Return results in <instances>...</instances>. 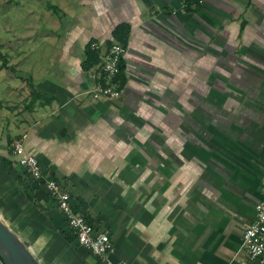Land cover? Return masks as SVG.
Returning <instances> with one entry per match:
<instances>
[{"label":"crops","instance_id":"0c3cea01","mask_svg":"<svg viewBox=\"0 0 264 264\" xmlns=\"http://www.w3.org/2000/svg\"><path fill=\"white\" fill-rule=\"evenodd\" d=\"M42 15L52 32L5 60L0 218L40 264H253L243 237L264 198V0H55ZM115 43L127 50L122 96L96 100ZM208 56L218 77L209 101ZM24 135L45 177L110 236L107 261L77 243L17 164Z\"/></svg>","mask_w":264,"mask_h":264},{"label":"built area","instance_id":"2783aa9c","mask_svg":"<svg viewBox=\"0 0 264 264\" xmlns=\"http://www.w3.org/2000/svg\"><path fill=\"white\" fill-rule=\"evenodd\" d=\"M97 48V46H94ZM127 50L121 43H115L102 57V71L105 77L104 83H99L91 95L96 100H114L122 96L117 76L120 72V63ZM26 136L13 143V155L17 158V164L25 170L33 183L38 187H45L50 198L65 216L67 226L75 235L79 245L94 256L107 261L113 251L110 236L98 233L91 221L84 215L76 213L72 205V196L68 188L53 179H47L43 167L35 155L26 151ZM243 247L247 252L250 263L261 264L264 259V198L256 205L254 222L245 230ZM109 264H126L125 262Z\"/></svg>","mask_w":264,"mask_h":264},{"label":"rangeland","instance_id":"374dc122","mask_svg":"<svg viewBox=\"0 0 264 264\" xmlns=\"http://www.w3.org/2000/svg\"><path fill=\"white\" fill-rule=\"evenodd\" d=\"M54 1L55 0H0V105L2 109L6 108L7 102L9 101L10 91L7 87V82L10 81L9 73L7 71L10 69V67L6 65L5 60L7 58L9 59V55L12 53L15 55L13 52L14 50H12L13 48L21 46L26 41L29 42L31 38L38 40L36 44L40 43L41 36H37L38 32H42L43 30L52 32L53 28L50 27L49 23L43 19L42 8L45 2L54 4ZM18 5H27L28 8L26 7V9L23 10L22 7L20 9V6ZM31 10L35 11V13H33L37 19H34V21H32L30 24V18L32 15L30 12ZM15 34L17 36L16 41L10 42L12 39L11 36ZM32 53L37 55L38 49H33ZM208 58L206 81L205 84H203L202 89L207 93V98L209 101L212 95L214 96L216 93H218V77L214 75L216 68L212 63V57L208 56ZM22 71L25 70L16 71L15 73L18 75V73ZM26 72L27 71H25V73ZM215 101L218 102V100ZM216 106L218 107L217 104ZM210 109H208V111ZM2 122L5 129V122L3 119ZM5 136L6 134L4 132L2 134V138L5 139Z\"/></svg>","mask_w":264,"mask_h":264},{"label":"water","instance_id":"95a60500","mask_svg":"<svg viewBox=\"0 0 264 264\" xmlns=\"http://www.w3.org/2000/svg\"><path fill=\"white\" fill-rule=\"evenodd\" d=\"M0 256L4 264H40L30 248L1 218ZM261 264H264V259Z\"/></svg>","mask_w":264,"mask_h":264},{"label":"trees","instance_id":"16d2710c","mask_svg":"<svg viewBox=\"0 0 264 264\" xmlns=\"http://www.w3.org/2000/svg\"><path fill=\"white\" fill-rule=\"evenodd\" d=\"M116 35H117L118 39H122L123 38V35H119V33H116ZM88 55H89L88 62H90V66L98 65L100 63V55H99L98 52L89 50ZM104 82H105V77H104V74H103V78L101 79V83H104ZM0 264H4L3 259L1 258V256H0Z\"/></svg>","mask_w":264,"mask_h":264}]
</instances>
